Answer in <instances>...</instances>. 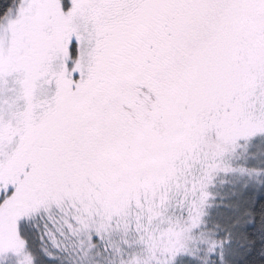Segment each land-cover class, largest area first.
I'll use <instances>...</instances> for the list:
<instances>
[{
  "label": "snow or ice",
  "instance_id": "6c2138e0",
  "mask_svg": "<svg viewBox=\"0 0 264 264\" xmlns=\"http://www.w3.org/2000/svg\"><path fill=\"white\" fill-rule=\"evenodd\" d=\"M0 264H264V0H0Z\"/></svg>",
  "mask_w": 264,
  "mask_h": 264
}]
</instances>
